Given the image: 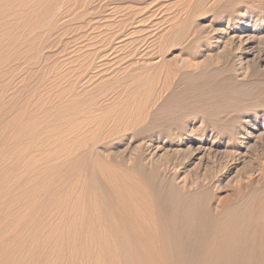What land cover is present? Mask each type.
<instances>
[{
	"label": "rangeland",
	"instance_id": "rangeland-1",
	"mask_svg": "<svg viewBox=\"0 0 264 264\" xmlns=\"http://www.w3.org/2000/svg\"><path fill=\"white\" fill-rule=\"evenodd\" d=\"M196 2L96 0L83 21L52 17L53 37L18 33L0 8V242L20 248L11 256L84 263L82 242L74 253L62 240L86 234L90 205L119 234L123 191L166 220L171 264L245 262L243 223L264 211V0L232 22L187 10Z\"/></svg>",
	"mask_w": 264,
	"mask_h": 264
},
{
	"label": "bare ground",
	"instance_id": "bare-ground-1",
	"mask_svg": "<svg viewBox=\"0 0 264 264\" xmlns=\"http://www.w3.org/2000/svg\"><path fill=\"white\" fill-rule=\"evenodd\" d=\"M95 1L96 0H0V8L1 9L3 8V10H7L6 16L9 19H12V18L19 19L20 32L18 33H22V32L32 33L37 30L38 31L46 30L49 33V35L53 37L54 27H55L54 22L58 21L62 17L61 16L63 14L62 10L64 11L78 10V12H76L75 14L76 15L75 18H72V19L79 21L81 18L84 19L83 14L86 11L95 9L97 6L102 7V5H99V4L94 5ZM254 1H257V2L259 1L258 5H260V8H262L261 0H212V2L210 0H198V2H196L195 4L192 3L193 6L189 5V8L187 10L189 9L190 11L193 10L197 12L198 15H201V16L207 13L209 14L210 11L212 12L220 11V13L221 11H224V13L226 14L224 16L225 20H227L228 22H232L236 18V15L234 14L236 11H238V9L245 10V9H249L252 7H258L257 4H254ZM185 8H186V5L184 9ZM215 12L213 14H209L208 16H212L213 19H215L217 16L215 15L216 14ZM242 16L243 15L241 14L240 18ZM52 17H54L53 20H56V21L52 22ZM202 18L203 17H201V19ZM17 19L16 21L15 20L14 21L18 22ZM12 20L11 22H13ZM6 21H9V20H6ZM38 31L37 33L40 32ZM39 36L40 35L38 34L36 39H38ZM204 40H205L204 37H201V36L197 37V41L199 43H203ZM59 41H60V38H59ZM198 66H199L198 72L203 74L204 66L202 64H199ZM212 89L213 87L210 90ZM230 96H231L230 98L233 100V98H238V97L243 96V92L237 91V90L231 91ZM132 188L134 189V187ZM129 189L130 188H128V190ZM136 193H139V192H136ZM144 198L145 197L142 198L140 195L135 200V204L134 203L132 204L128 200V198L126 197L123 191L119 193L117 202H118V208H119L118 209L119 216H120L121 224H122L121 225L122 231H120L119 234L115 233L113 237L110 236L111 229L108 230L107 226L103 225L104 219H103L101 212L99 211L100 209L98 210L96 206L92 205L93 206L92 207L90 205V209L92 208L91 213L93 214V217L91 220H88L85 224L83 223L80 226V227L85 226L84 233L86 234L85 235L82 234L83 230H81L80 228H79L80 229L79 231H81V233L78 231V229L74 230V228H72L71 230H68V233H67L68 236L66 240L65 239L62 240V242L65 241V243L60 244V245H62V247L64 245H65L64 247H66L67 245V247L70 246V247L77 248L79 247L78 245H80L79 243L82 242V245L84 247L80 245V247L82 248L79 247V250L80 249L82 250L81 252L79 251V253H81V255L85 254V256L86 255L87 256H86V259L82 257L83 259H85V262L82 261L84 263L79 262L78 264H171V262L173 261L172 248L174 246V241L170 234L169 227L166 224V220L161 215L160 216L157 215L156 210L152 208L153 205L152 206L150 205L149 201L147 200V197L145 199ZM253 212H256V211H253ZM261 212H259L258 215L256 213L257 215V216L255 215L256 217H253L251 213L247 214L246 221L243 223V228H242V233H243L242 242L243 243H242L241 250L244 253L242 254L240 250V253L243 256L245 255V258H244L245 262H243V264H257L260 262L262 256L264 255V211L263 213ZM254 214L255 213H253V215ZM19 218L22 220L21 217ZM74 219H76V217ZM15 221H19V219ZM16 227L17 226H15V229ZM71 227H72V224H71ZM227 230H229L230 232L235 230L234 224L233 223L230 224ZM109 237L112 239H110ZM229 240L231 241L232 238L229 237ZM93 244H95L96 247H98L99 249V250L97 249L98 253L97 254L95 253L96 256L93 255L94 254L93 251L95 250L94 249L92 251L94 247ZM6 248L7 247H6L5 242L1 241L0 242V264H25L26 263L22 260L21 257L17 256L16 254H15L16 257L11 256V253L13 252V250L20 251V248H17V246H15V248L11 250L12 252L11 251L9 252L8 249ZM236 248L237 247L235 246V249ZM75 250L73 249L72 251L71 249V251L74 253H75ZM31 251L34 254L36 249L33 248L32 250H30V252ZM32 258L33 257H31V259L26 264H36L38 260L37 257H36L37 260L35 259V256H34L35 260L34 259L32 260ZM56 258L54 259V262H52V264H58L60 262V261L58 262V259Z\"/></svg>",
	"mask_w": 264,
	"mask_h": 264
}]
</instances>
